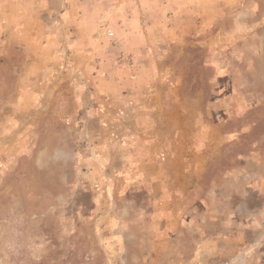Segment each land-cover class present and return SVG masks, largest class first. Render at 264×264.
<instances>
[{
	"label": "rangeland",
	"instance_id": "1",
	"mask_svg": "<svg viewBox=\"0 0 264 264\" xmlns=\"http://www.w3.org/2000/svg\"><path fill=\"white\" fill-rule=\"evenodd\" d=\"M0 264H264V0H0Z\"/></svg>",
	"mask_w": 264,
	"mask_h": 264
}]
</instances>
